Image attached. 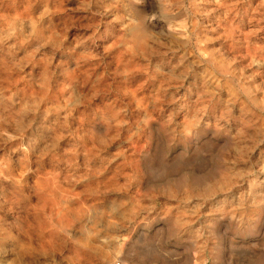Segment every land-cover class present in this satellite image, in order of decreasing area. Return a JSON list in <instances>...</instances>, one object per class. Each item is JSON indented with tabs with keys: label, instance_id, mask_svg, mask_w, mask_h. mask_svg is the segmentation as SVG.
I'll return each mask as SVG.
<instances>
[{
	"label": "clouds",
	"instance_id": "9594fccd",
	"mask_svg": "<svg viewBox=\"0 0 264 264\" xmlns=\"http://www.w3.org/2000/svg\"><path fill=\"white\" fill-rule=\"evenodd\" d=\"M3 2L0 0V4ZM59 2L64 4V0ZM33 4L39 5L37 19L42 20L38 32L0 35V152L4 153L0 155V165L5 163L8 151L22 152V164L28 171L40 174L51 163H63L69 165V177L58 187L47 186L43 191L33 188L28 197L25 187L18 190L11 181L3 183L5 173L0 168V264H73L77 257L80 264H100L101 259L107 260L108 257L94 247L86 250L78 242L84 223L82 213L86 206L95 207L97 202H102V207L115 203L121 210L116 217H105L104 223L96 228L98 234L104 232L106 236L110 234L109 221L125 227L129 208H135L139 215L151 208L172 220L180 216L188 220L185 230L190 229L201 218L199 208L209 205L216 197H222V203H226L228 195L233 193L231 189L237 185L247 184L248 191L243 201L236 199L228 209L233 216H245L261 203L251 189L257 173L264 175V163L257 167L253 159L264 156V68L256 64V58L264 61V0H78L75 7L65 6L67 17L81 13L90 22L105 21L107 17L106 22L112 27L105 43L107 48L97 51L89 47L100 72L90 80L91 89L86 88L82 93H90L95 100L105 98L104 106L97 111L105 122L106 132L102 140L91 136L90 132L82 130L84 119L79 128L71 129L65 116L60 134L71 137L76 151L48 152V159L45 152L50 140L41 145L39 140L27 139V134L38 114L52 109L34 108L24 112V105L38 103L39 96L27 95L25 88L32 81L17 69L35 59L29 48L40 51L46 32L78 25H65L60 19L64 16L50 10L52 0H30L29 5ZM212 16H215V26L204 23V18ZM179 21L188 24L192 44L176 61L170 52L175 33L168 24L174 27ZM95 36L85 31L81 39L84 43H95ZM63 39L67 40V35ZM201 41L210 46L212 55L209 57L198 55ZM68 44L69 41L63 51ZM68 50L77 54L82 51L79 45H71ZM116 53L123 54L121 63L114 72L109 71V61ZM138 81L149 85L152 94H148L149 89L141 92L143 85ZM19 82L22 87H16ZM157 83L159 88H155ZM71 87L72 84L66 82L65 90ZM222 87L230 92L227 101L217 95ZM92 106H86L85 110ZM130 113L140 116L132 119ZM21 121L23 123H19ZM148 132L163 134L170 145L206 139L216 144L230 142L235 147L215 159L218 175L210 187L148 186L146 191L140 192L144 181L134 167V152L119 146L118 142L127 134L132 148L140 151L137 145ZM113 144L117 145L115 154L109 152ZM53 155L56 161L51 159ZM80 155L85 157L83 165L77 159ZM93 161L101 162L103 167L94 166ZM117 161L121 165L122 185L104 175V169ZM77 183L82 188L79 193ZM38 198L47 199L48 207L58 217L54 247L46 252L39 245L30 247L31 241L24 240L29 231L26 226L31 219L30 205ZM10 214L15 216L12 223L6 220ZM195 233L203 236L199 228ZM204 253L205 244L197 243L194 264H206Z\"/></svg>",
	"mask_w": 264,
	"mask_h": 264
},
{
	"label": "rangeland",
	"instance_id": "374dc122",
	"mask_svg": "<svg viewBox=\"0 0 264 264\" xmlns=\"http://www.w3.org/2000/svg\"><path fill=\"white\" fill-rule=\"evenodd\" d=\"M29 3L30 0H4L3 4H0V29L5 30L0 32V35L39 31L42 23V20L37 19L40 15L36 11L39 5H29ZM77 3L78 0H64V4H61L59 0H52L50 10L58 16H64L60 18L61 21L64 20L65 25L76 23L78 26L65 27L63 31L52 29L46 32L42 41L44 46L40 51L29 48V53L34 55L35 59L26 66L20 65L17 69L22 70L25 78L32 81V84L25 88L27 95L39 96L38 103L24 105V112L28 113L34 108L52 109L51 112L41 111L36 117L33 128L27 134V139L39 140L41 145L50 140L45 159L49 158L48 152L63 154L67 151H76L71 137L66 138L65 135L60 134L61 125L65 123V116L67 125L71 129L79 128L84 119L82 130L90 132L91 136L102 140L106 132L105 122L97 111V108L104 106L105 98L95 100L91 99L90 93L84 95L82 93L86 88L91 89L90 80L95 79V74L100 72L92 59L94 52L91 48L97 51L107 48L108 45L105 43L111 36L112 27L107 24V17L105 21L90 22L87 17H82L81 13H72L70 14L72 17L65 16L64 7H75ZM204 23L215 26V16L204 18ZM80 24L88 25V27H80ZM168 28L175 33L170 52L175 60L179 61L184 55V49L192 44L189 26L179 21L174 27L168 24ZM85 31L89 36L95 33V43L82 42L81 38ZM64 35H67V40L63 39ZM68 41L69 44L63 51ZM71 45L73 47L79 45L82 51L78 50V54L69 51ZM201 45L198 48L200 57L206 58L212 55L209 45L204 41H201ZM122 55V53H116L112 56L109 61V71L116 70V66L121 63ZM256 64L264 68V61H260L259 58H256ZM89 69L92 71L90 72ZM62 72L63 75H61ZM66 82L72 84V87L67 90H65ZM108 83L111 84V81ZM138 84L143 85L141 92L149 89V85L143 84V81H138ZM22 86V82L16 85V87ZM159 86L160 84L157 83L155 88ZM134 94H136L135 91ZM148 94H152L151 89ZM217 95L227 101L230 92L227 87H222ZM90 104L93 106L85 110ZM237 110H239L238 107ZM130 115L132 119L140 116L139 113H130ZM153 128L157 126L153 125ZM5 130L11 132V129ZM118 144L134 152L132 158L134 167L140 179L144 181V185L141 184L139 188L140 192L146 191L148 186L175 189L210 187L218 175L215 159H219L226 150L235 147L230 142L216 144L206 139L170 145L163 134L154 132L146 133L138 143L137 146L141 147L140 151L132 148L127 141V134ZM116 147L117 145L113 144L109 152L115 154ZM0 155L4 153L0 152ZM22 156V152L8 151L5 163L0 165V168L5 173L2 178L3 183L8 184L11 181L18 190L25 187L24 192L28 197L32 195L33 188L43 191L47 186L58 187L69 177L68 164L51 163L43 173L36 174L24 167ZM51 159L56 161L57 157L53 155ZM77 159L83 165L85 157L80 155ZM253 159L257 167L260 163H264V156L259 159L254 156ZM93 163L94 166L103 167L99 161H93ZM131 166L130 161L129 167ZM120 168L119 161L109 164L104 169L105 177L110 181H119L122 185ZM9 171L12 172L10 176ZM254 179L251 190L253 196L261 203L250 209L247 215L233 216L228 211L236 199L237 202H241L246 198L247 184L237 185L231 189L233 193L228 195L226 203H222V197H216V200L209 205L205 204V208H199L198 213L201 218L197 224L191 225V228L187 230L185 227L188 225V220L180 216L172 220L171 217H165L159 210L154 212L151 208H148L143 215H139L135 208H129L125 227L121 228L115 222L109 221L110 234L106 236L104 232L98 234L96 228L104 223L105 217L120 215L121 210L118 205L113 203L110 207H102V202H97L95 207L86 206L82 213L84 223L79 232V245L86 250L94 247L103 256L108 257L107 260L101 259L100 264H194L193 253L197 243L205 244L203 259L206 264H264V175L257 173ZM81 190V184L77 183L76 192L79 193ZM51 195L55 197L54 192ZM30 211L31 219L26 226L29 231L24 236V240L31 241L30 247L39 245L40 249L46 252L48 248L54 247L53 234L59 227L58 217L53 215L48 207L47 199L34 200L30 205ZM207 212L211 214L206 215ZM6 220L12 223L15 221V216L10 214ZM197 228L203 236L195 233ZM73 264H80L79 257L73 261Z\"/></svg>",
	"mask_w": 264,
	"mask_h": 264
}]
</instances>
